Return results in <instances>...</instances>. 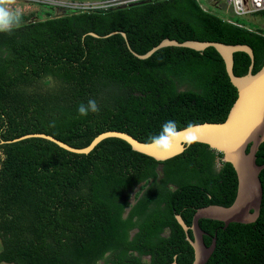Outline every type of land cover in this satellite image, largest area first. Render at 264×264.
<instances>
[{
	"label": "trees",
	"instance_id": "16d2710c",
	"mask_svg": "<svg viewBox=\"0 0 264 264\" xmlns=\"http://www.w3.org/2000/svg\"><path fill=\"white\" fill-rule=\"evenodd\" d=\"M31 15L19 14L10 32H0V264H191L174 217L189 226L198 208L232 203L236 177L220 153L192 143L157 162L116 138L84 155L39 138L10 141L44 134L81 149L109 131L150 143L167 120L180 129L221 123L236 91L214 49L164 47L144 60L133 54L164 39L245 45L254 74L264 62V34L195 0ZM249 64L246 54H232L234 76ZM89 99L100 111L80 117L77 108ZM263 163L264 142L255 153V164ZM258 179L253 223L198 220L204 245L214 239L205 264H264V169Z\"/></svg>",
	"mask_w": 264,
	"mask_h": 264
},
{
	"label": "water",
	"instance_id": "95a60500",
	"mask_svg": "<svg viewBox=\"0 0 264 264\" xmlns=\"http://www.w3.org/2000/svg\"><path fill=\"white\" fill-rule=\"evenodd\" d=\"M63 15L57 10L56 16ZM111 33L109 35H112ZM97 37L94 34H89ZM122 38L124 34L120 33ZM164 47L186 48L200 52L212 48L223 62L225 74L229 83L236 91V98L230 107L225 120L221 123H203L192 125L188 135L194 138L193 143L204 144L211 150L222 155V162L229 164L236 177V191L232 203L228 207L208 205L198 208L192 215L189 226H185L179 216L175 215L177 224L181 227L185 240L193 251L191 264H205L214 249V239L205 246L202 236L205 234L198 227V220H213L227 226L230 223L250 224L258 217L261 202V186L259 172L264 169V163L255 164V153L258 146L264 142V62L254 74H251L252 53L245 45H224L216 42L186 41L178 43L164 39L144 55L133 54L137 59L144 60L153 52ZM244 53L250 64L244 76L232 74V54ZM28 138H39L51 142L58 148L73 154H87L100 141L116 138L125 142L132 151L152 158L157 162L170 159L184 150L183 136L174 140L167 152L160 151L152 143H141L129 135L117 131H109L96 136L86 147L75 149L44 134H29L10 142ZM190 232L191 237L187 235ZM170 264H175L174 262Z\"/></svg>",
	"mask_w": 264,
	"mask_h": 264
},
{
	"label": "built area",
	"instance_id": "2783aa9c",
	"mask_svg": "<svg viewBox=\"0 0 264 264\" xmlns=\"http://www.w3.org/2000/svg\"><path fill=\"white\" fill-rule=\"evenodd\" d=\"M154 0H15L12 5H49L54 10L71 12H94L108 8L125 7ZM217 1V0H212ZM226 10L233 18L247 17L264 12V0H223ZM227 23L242 27L238 22L224 19Z\"/></svg>",
	"mask_w": 264,
	"mask_h": 264
},
{
	"label": "clouds",
	"instance_id": "9594fccd",
	"mask_svg": "<svg viewBox=\"0 0 264 264\" xmlns=\"http://www.w3.org/2000/svg\"><path fill=\"white\" fill-rule=\"evenodd\" d=\"M15 0H0V32H10L13 25L19 23V14L11 10L10 6ZM100 108L95 99H89L87 104L80 103L77 112L80 117H86L89 113L97 114ZM191 124L185 128H178L175 120H167L161 125V131L158 134L149 137V142L157 147L158 150L167 152L170 150L172 142L183 136V142L191 146L194 138L188 135Z\"/></svg>",
	"mask_w": 264,
	"mask_h": 264
},
{
	"label": "rangeland",
	"instance_id": "374dc122",
	"mask_svg": "<svg viewBox=\"0 0 264 264\" xmlns=\"http://www.w3.org/2000/svg\"><path fill=\"white\" fill-rule=\"evenodd\" d=\"M195 1L202 10L218 18L231 19L235 22H238L242 27L248 30L256 31L264 34V19L259 14L247 16V17L233 18L231 16V13L228 10H226L223 0H217L216 2L212 0H195ZM13 6L14 7L12 6L10 7L13 12L23 15H28L32 13L33 16L32 15L31 16L32 17L36 16L38 19H45L46 13H49L52 16H56V12H57V10H54L49 5H42V6L13 5ZM62 12L63 14H65V11Z\"/></svg>",
	"mask_w": 264,
	"mask_h": 264
},
{
	"label": "flooded vegetation",
	"instance_id": "af4514ba",
	"mask_svg": "<svg viewBox=\"0 0 264 264\" xmlns=\"http://www.w3.org/2000/svg\"><path fill=\"white\" fill-rule=\"evenodd\" d=\"M216 169L219 168V164L218 162L215 163V166H214Z\"/></svg>",
	"mask_w": 264,
	"mask_h": 264
},
{
	"label": "crops",
	"instance_id": "0c3cea01",
	"mask_svg": "<svg viewBox=\"0 0 264 264\" xmlns=\"http://www.w3.org/2000/svg\"><path fill=\"white\" fill-rule=\"evenodd\" d=\"M11 6L14 7L13 5H11ZM11 6H10V7H11ZM213 6H214V5H213ZM223 20H224V18H223ZM224 21H225V20H224Z\"/></svg>",
	"mask_w": 264,
	"mask_h": 264
}]
</instances>
